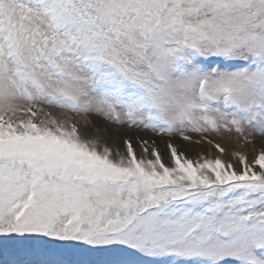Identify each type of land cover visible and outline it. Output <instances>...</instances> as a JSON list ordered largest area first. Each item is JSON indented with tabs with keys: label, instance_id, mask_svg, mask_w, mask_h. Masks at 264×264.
Here are the masks:
<instances>
[{
	"label": "snow or ice",
	"instance_id": "snow-or-ice-1",
	"mask_svg": "<svg viewBox=\"0 0 264 264\" xmlns=\"http://www.w3.org/2000/svg\"><path fill=\"white\" fill-rule=\"evenodd\" d=\"M0 264H264V0H0Z\"/></svg>",
	"mask_w": 264,
	"mask_h": 264
},
{
	"label": "rangeland",
	"instance_id": "rangeland-1",
	"mask_svg": "<svg viewBox=\"0 0 264 264\" xmlns=\"http://www.w3.org/2000/svg\"><path fill=\"white\" fill-rule=\"evenodd\" d=\"M91 130V131H90ZM90 134H94V130L90 129ZM92 132V133H91ZM131 134V133H130ZM134 135V134H133ZM141 135H143L141 133ZM109 138H113V137H109ZM115 143V144H114ZM176 143L177 144H180V147H181V150H184L186 152V155H188L190 158H193V159H197L196 155H194L191 151V148L192 146H195V145H188L187 143H184V142H181L179 139L176 140ZM109 144H112L114 147H118L121 151L124 150V145H123V142L122 140H111L109 142ZM206 144V143H205ZM205 144L201 145V146H196V147H204L206 146ZM223 147V145H221ZM213 149H215L216 153L218 154V150L216 148H214L213 146H211ZM249 147V146H248ZM247 147V148H248ZM134 148L136 149L137 153L139 154V145H136L135 142H134ZM158 148L159 150L163 153V158L165 160V162L167 163L168 162V157L170 156V152L169 150L166 148L165 146V143L163 141H158ZM236 148V150H244V149H238L237 145L235 144V147L234 149ZM187 149V150H186ZM201 155H204V156H207L206 155V152H203L200 154ZM231 155V154H230Z\"/></svg>",
	"mask_w": 264,
	"mask_h": 264
},
{
	"label": "bare ground",
	"instance_id": "bare-ground-1",
	"mask_svg": "<svg viewBox=\"0 0 264 264\" xmlns=\"http://www.w3.org/2000/svg\"><path fill=\"white\" fill-rule=\"evenodd\" d=\"M91 131V130H90ZM92 133V132H91ZM111 140H113V138H109L108 139V142H110ZM115 144V143H114ZM206 146L204 147H196V146H192L190 147L191 148V152L196 155L197 158H200V154L203 153V152H206V155L209 157V158H214L217 153L215 151V149H213L210 145H207L205 144ZM223 147L226 148V155H225V158L226 159H230L231 158V153L232 151L236 150V148L234 149L235 147V142H223L222 143ZM238 147V146H237ZM187 150V149H186ZM244 150H247V151H251V147L249 146L247 149H244Z\"/></svg>",
	"mask_w": 264,
	"mask_h": 264
}]
</instances>
